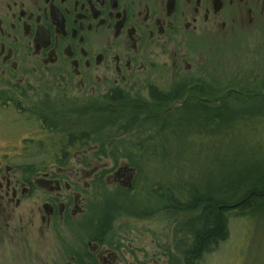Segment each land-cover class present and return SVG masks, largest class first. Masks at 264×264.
Segmentation results:
<instances>
[{"label":"flooded vegetation","instance_id":"flooded-vegetation-1","mask_svg":"<svg viewBox=\"0 0 264 264\" xmlns=\"http://www.w3.org/2000/svg\"><path fill=\"white\" fill-rule=\"evenodd\" d=\"M262 23L264 0H0V107L25 116L32 126L30 132L13 137L5 136L0 126V142L19 138L18 145L0 144V264H190V255L177 259L173 254L174 248L182 254L190 245L189 234L184 242L176 238L182 231L178 221L190 220V212L160 210L178 220L167 230L171 241L166 237L165 244L149 253L131 242L113 240L117 232L110 229L102 204L110 205L113 192L136 191L138 166L125 162L111 169L92 163L79 167L66 161V155L56 159L58 153L100 149L89 145V130L76 129L74 123L80 120L47 110L46 103L42 113H24L22 99L12 94L34 80L85 93L92 100L90 109L96 108L97 99L105 100L107 109L170 101L164 115L180 107L210 106L230 94L249 96L237 92L241 88L214 83L215 74L212 81L206 78L202 41L210 37L219 42ZM204 81L213 88L212 97H202L203 89L208 93ZM248 83L263 93L264 67L253 71ZM218 86L230 90L226 97L216 96ZM136 90L148 91L149 98L130 94ZM164 91L167 100L158 96ZM63 128H72L65 138ZM43 129L60 135L50 141L51 149L39 138ZM80 134L85 140L70 145L68 135ZM47 151L53 154L48 164L34 168L16 161L24 154ZM125 165L134 169L132 179L121 169ZM136 194L130 198L142 195Z\"/></svg>","mask_w":264,"mask_h":264},{"label":"rangeland","instance_id":"rangeland-1","mask_svg":"<svg viewBox=\"0 0 264 264\" xmlns=\"http://www.w3.org/2000/svg\"><path fill=\"white\" fill-rule=\"evenodd\" d=\"M202 45L205 48L202 67L205 69L204 73L209 74L206 78L212 81L210 76L215 74L214 83L223 82V87L232 85L234 87L230 88H241L237 92H242V94L245 92L249 96L244 95L243 97L239 93L230 94L228 98H224L230 90L218 86L219 90L215 93L216 96H222L225 99L222 102H216L210 106L202 104V106L180 107L175 111L177 116L172 120V128L165 130L155 142L150 144V147L145 148L146 162L138 167L137 189L133 194L140 195L143 189L149 193H143L138 199L130 198L132 193H128L129 197L120 191L111 193L110 201L119 200L123 204H120L121 206H124V203L129 206L138 205L142 208L138 215L144 216L140 218L129 215L116 216L110 226L112 232H117L112 239L131 242L134 247L137 246L146 253L160 244H165L168 239V242L171 241L170 232L177 223L176 219L178 220L171 215L169 219V215L163 212L159 213L164 201L157 196H165V186L184 187L182 198L195 194V190L191 187L200 189V191L205 187L209 194L222 191L223 187L235 192L237 183L240 181L239 172L254 174L257 170L264 171V165L256 163L258 161L256 159L264 160V89L263 93H259L260 89L248 83L250 74L264 67V24L248 31L236 32L219 42L208 37L202 41ZM204 85L207 86L208 94L211 96L213 88L207 83ZM258 93L260 95L256 96ZM130 94L143 99L150 96L146 90H136ZM12 96L22 99L20 108L21 106L27 108V111H22L24 113H32L33 110L42 113V110L39 111L44 105L42 103L48 105L47 110L67 113L69 115L67 119L80 120L79 123H74L78 131L89 130L93 127L95 119L108 116H104L108 111V104L105 100L93 101L96 108L91 107L90 109V105H93L92 100L85 93L81 94L58 87L55 89L46 83L34 80H31L25 88L14 90ZM92 98H98V96ZM131 105L134 104L131 102L126 107H131ZM86 106H89V109ZM222 108L227 110L224 114L227 116L225 119L217 117L222 115L217 114V109ZM73 110L76 111L72 112ZM245 111L249 113L245 115L247 127L237 125V118L240 116L238 113ZM252 113L258 114L253 115ZM0 116L2 119L1 132L5 136L13 137L21 132H30L32 129L25 116L17 115L12 109L0 107ZM28 120L35 123L33 118H28ZM40 132L39 138L48 148L53 137L60 138L58 131L55 130L51 132L43 129ZM135 135V131L125 133L121 139H126L133 145V142H139V139L134 137ZM151 135H155L154 131L146 133V136ZM65 137L66 132L64 131L63 138ZM15 140L16 142L2 140L0 144L6 145L7 142H12L18 145L19 138ZM89 145L96 147L92 141H89ZM126 145L129 146V144ZM35 147V144L32 145V150H36ZM128 151L134 153L136 149ZM58 154L56 159L61 160L62 156L66 155L68 157L66 161L70 164L76 162L80 165L79 167L84 163H92L111 169L118 163L130 162L126 157H120L116 161L110 157H94L92 153L85 152L72 151ZM24 155L25 157L16 158V161L24 162L27 166L35 168L39 164L51 162L53 154L47 151ZM135 156L139 157V155ZM148 182L152 185L147 186ZM114 189V185H111V191ZM94 209H99V206L96 204ZM197 216L199 212H193L190 214V219ZM168 229L169 233H167ZM166 237L167 240H165ZM173 254L177 259L182 258L177 248L173 249ZM200 264H264V210L249 217H241L237 215V212H231L229 214V237L220 243L216 250L206 254Z\"/></svg>","mask_w":264,"mask_h":264},{"label":"trees","instance_id":"trees-1","mask_svg":"<svg viewBox=\"0 0 264 264\" xmlns=\"http://www.w3.org/2000/svg\"><path fill=\"white\" fill-rule=\"evenodd\" d=\"M205 83V81H204ZM203 84V83H202ZM168 92L164 91L158 94L163 100H167ZM162 95V96H161ZM209 96L204 95V89L202 90V97ZM212 97V96H209ZM118 104V103H117ZM131 107L124 105H110L106 112L107 117L102 119H95L93 127L89 128L88 140L93 141L100 151L92 153V156L96 157H110L117 161L120 157H126L130 162L138 167L140 164L146 162L145 148L150 147L152 142H155L157 138L162 135L165 130L172 128V120L177 116L175 112L163 114V110H166L170 106L169 102H145V103H133ZM202 110V108L200 109ZM227 110L224 108L217 109V114H222L221 119H225L227 116L224 114ZM248 111V110H247ZM247 111L238 113L240 116L237 118V125L246 126L247 121L245 115L249 114ZM97 112V110H96ZM90 112H88L89 114ZM256 115L258 113H252ZM101 120V121H98ZM232 120V119H230ZM48 123V122H47ZM51 124L50 122L48 123ZM238 127V126H237ZM62 128V127H58ZM72 128H63L66 133L71 131ZM244 130V128H243ZM134 137L139 139V142H133L126 139H121L125 133L134 132ZM148 131H154L155 135L146 136ZM75 138L76 136H69L70 145H77V140H85L86 137ZM126 144H129L127 146ZM136 149L134 153H130L128 150ZM125 151L122 153L121 151ZM135 155H139L136 157ZM257 160V159H256ZM257 164L264 165L263 159H258ZM240 181L237 183L235 192H231V189L223 187L222 191L209 194L204 187L202 191L195 187V194L189 195L188 198H182L184 195V187H169L165 186V196L160 197L164 201L161 210L175 209L181 214L190 212H199V216L194 219L187 220L186 217L179 218V225L182 227V235L180 232L176 233V238L181 242L186 240V235H190V245L181 249L182 255H190L191 263L195 264V260L202 258L218 248L220 243L224 242L229 237V214L231 212H237L238 216L249 217L250 215H256L258 212L264 210V171L257 170L254 174H245L243 172L238 173ZM149 185L152 183L148 182ZM229 184V181H227ZM165 185V184H164ZM193 186V185H188ZM200 187V185H199ZM142 194L149 193L146 189ZM173 191H176L175 193ZM127 195L126 193H123ZM201 194V195H198ZM128 196V195H127ZM138 199V198H132ZM107 207L102 204V211L106 213L108 211L110 216L109 227L116 216L129 215L144 217L138 215L140 206L130 205L121 201L115 200L109 202ZM121 204V205H120ZM178 218V217H175ZM177 221V219H176ZM103 221L101 225H103ZM112 228V227H111ZM110 228V229H111ZM112 230V229H111Z\"/></svg>","mask_w":264,"mask_h":264},{"label":"water","instance_id":"water-1","mask_svg":"<svg viewBox=\"0 0 264 264\" xmlns=\"http://www.w3.org/2000/svg\"><path fill=\"white\" fill-rule=\"evenodd\" d=\"M121 169H123V170H127V172H129V178L132 179V175H131L130 173L133 172L134 169L130 168L128 165L123 166V168H121ZM117 175H118V174H117ZM131 179H129V180H131Z\"/></svg>","mask_w":264,"mask_h":264},{"label":"bare ground","instance_id":"bare-ground-1","mask_svg":"<svg viewBox=\"0 0 264 264\" xmlns=\"http://www.w3.org/2000/svg\"><path fill=\"white\" fill-rule=\"evenodd\" d=\"M258 160V159H257ZM257 162V161H256ZM198 195H201V194H198Z\"/></svg>","mask_w":264,"mask_h":264}]
</instances>
